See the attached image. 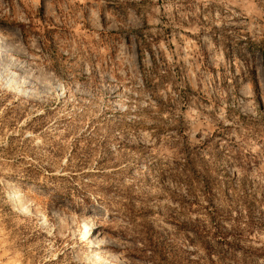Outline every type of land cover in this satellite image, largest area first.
I'll return each mask as SVG.
<instances>
[{
	"label": "rangeland",
	"instance_id": "374dc122",
	"mask_svg": "<svg viewBox=\"0 0 264 264\" xmlns=\"http://www.w3.org/2000/svg\"><path fill=\"white\" fill-rule=\"evenodd\" d=\"M1 76L0 264H264V0H0Z\"/></svg>",
	"mask_w": 264,
	"mask_h": 264
},
{
	"label": "bare ground",
	"instance_id": "6f19581e",
	"mask_svg": "<svg viewBox=\"0 0 264 264\" xmlns=\"http://www.w3.org/2000/svg\"><path fill=\"white\" fill-rule=\"evenodd\" d=\"M15 80V79H14ZM0 81H3L4 84H7L8 86H15V88H18L13 80H9L7 77L1 76L0 77ZM2 82V83H3ZM19 85V84H18ZM20 86V85H19ZM14 88V87H13ZM23 185V184H22ZM6 186V185H5ZM9 197L10 199L13 201L15 207L21 211V212H26L29 211L28 209V205L24 199V197L22 196L21 192H20V188L16 185L11 186L10 190H9ZM9 199V198H8ZM28 202V201H27ZM30 205V204H29ZM32 209V208H31ZM34 211V209H32ZM36 214V213H35ZM41 215V214H39ZM39 217V216H38ZM45 219V217H43ZM45 221V220H44ZM94 228V227H93ZM95 233V232H94ZM83 236L86 237L87 239H91L94 238V234L92 231V227L90 226V224L88 223H84L83 225ZM94 245V244H93Z\"/></svg>",
	"mask_w": 264,
	"mask_h": 264
},
{
	"label": "trees",
	"instance_id": "16d2710c",
	"mask_svg": "<svg viewBox=\"0 0 264 264\" xmlns=\"http://www.w3.org/2000/svg\"><path fill=\"white\" fill-rule=\"evenodd\" d=\"M40 11H42V7L40 6ZM136 53L138 54V58H140L139 56L141 55V53H142V49H141V47H136ZM207 215H209L208 217L210 218V219H214V217H215V214H214V212H210V213H208Z\"/></svg>",
	"mask_w": 264,
	"mask_h": 264
}]
</instances>
